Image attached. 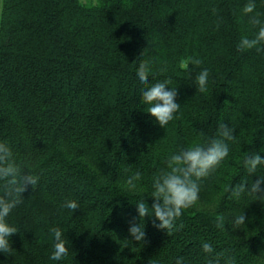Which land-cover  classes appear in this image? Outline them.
Here are the masks:
<instances>
[{"label":"trees","instance_id":"trees-1","mask_svg":"<svg viewBox=\"0 0 264 264\" xmlns=\"http://www.w3.org/2000/svg\"><path fill=\"white\" fill-rule=\"evenodd\" d=\"M248 2L0 0V142L25 174L40 177L7 218L19 232L0 264H264V203L225 191L264 176V165L250 175L242 164L255 153L264 158V51L237 47L258 30L251 15L264 21V0H253L246 16ZM141 62L150 65L148 85L137 76ZM203 69L205 93L196 83ZM166 79L180 109L163 128L142 92ZM222 122L236 139L198 181V202L169 234L153 227L154 216L140 221L135 203L151 208L152 179L170 154L216 138ZM137 172L133 189L127 182ZM241 214V228H216L218 215ZM130 222L144 225L143 241L130 235ZM53 227L69 249L60 261L50 259Z\"/></svg>","mask_w":264,"mask_h":264},{"label":"clouds","instance_id":"clouds-1","mask_svg":"<svg viewBox=\"0 0 264 264\" xmlns=\"http://www.w3.org/2000/svg\"><path fill=\"white\" fill-rule=\"evenodd\" d=\"M255 9L256 4L253 0H249L244 5L242 12L247 16L253 14ZM215 11L213 9L214 13ZM249 23L257 27L258 30L251 38L243 36L237 46L238 50L255 49L257 52L264 51V48L261 47V45H264V21H261L259 14L256 13L251 15ZM190 63L199 67L202 61L198 58H190ZM188 66V63H181V68L185 70ZM150 71L148 62L139 64L137 76L142 84L148 85ZM208 81V69H203L197 73L196 83L201 93L208 91ZM170 83L171 81L167 79L156 82L149 85L142 92V103L147 106L146 112L163 128H166L173 121L180 109V105L176 102V88H170ZM235 139L234 128L222 122L217 129L216 138L206 143H193L187 148L170 154L166 160V168L161 169L152 179L151 197L153 203L151 208L144 199L135 203L140 221L145 216H154L153 227L166 230L169 234L174 229L175 221L182 215L183 210L194 206L198 202L200 192L198 181L207 178L217 170L229 155L228 142H233ZM242 164L247 172L252 175L259 166L264 165V158L255 153L246 156ZM25 169L22 163L17 162L10 145L6 142H0V189L3 191V195H0V252L4 254L13 252L10 237L19 232L17 227L9 224L7 218L13 209L23 202L22 194L28 190V187L31 186L34 190L40 180L39 175L31 169H27L25 174ZM141 179V173L137 172L127 183L135 189V181ZM225 191L236 199L247 192L255 195L256 200L264 203V176H260L250 186L246 182L238 183L234 186H226ZM63 207L74 211L79 206L75 201H66ZM245 220L244 214L231 218L218 215L215 218V226L217 229L226 231L225 226L227 224L235 230L245 225ZM155 221H159V223ZM50 233L54 238V250L50 259L60 261L69 253L63 238L64 234L57 227L51 228ZM129 233L136 241H143L145 238L144 225L141 227V223L130 222ZM202 248L205 253L210 254L213 252V248L209 243H203Z\"/></svg>","mask_w":264,"mask_h":264},{"label":"rangeland","instance_id":"rangeland-1","mask_svg":"<svg viewBox=\"0 0 264 264\" xmlns=\"http://www.w3.org/2000/svg\"><path fill=\"white\" fill-rule=\"evenodd\" d=\"M84 1H87V0H84Z\"/></svg>","mask_w":264,"mask_h":264}]
</instances>
